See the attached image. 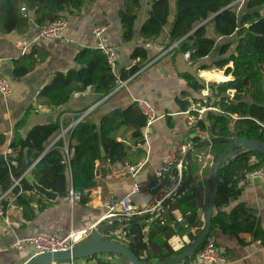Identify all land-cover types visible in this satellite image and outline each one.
<instances>
[{"label": "trees", "instance_id": "obj_1", "mask_svg": "<svg viewBox=\"0 0 264 264\" xmlns=\"http://www.w3.org/2000/svg\"><path fill=\"white\" fill-rule=\"evenodd\" d=\"M97 0H0V34H27L33 23L44 29L67 16L80 14L87 4ZM239 0H175V16L171 23V5L169 0H152L149 16L140 28V38L152 41L160 37L163 29L169 27L168 43L164 51L170 50L176 54L190 53L192 66L203 60L217 56L211 64H202L198 70L211 71L213 68L225 70V76L233 79L225 85L206 83L198 77V73L184 72L180 76L188 87L200 94L208 88L210 97L206 107L213 108L205 112L202 129L210 133L211 138L240 137L264 143V0H244L241 6ZM26 8V12L22 8ZM140 11V0H125L124 7L119 12L123 29L122 37L125 43L132 42L135 35V24ZM171 23V25H170ZM211 28L218 38H237L235 51L231 52L233 42L219 44L217 39L208 37ZM24 54L15 62L14 74L21 78L32 72L41 61L40 52L35 50ZM132 60L139 63L131 69V74L114 72L107 57L99 49L86 47L81 49L74 62L76 68L67 72H55L50 76L49 83L38 93L36 102L25 112L24 117L16 125V135L11 142L12 149L21 151L16 160L21 161L24 156L28 159V168L34 179L45 189L51 190L60 198H69L70 191L80 194L81 204L89 202L90 191L98 186L97 169L106 165L123 163L128 159L129 146L135 147L146 144L145 129L147 119L141 113L137 103L127 108H115L105 113L99 122L91 120L90 116L83 118L65 138H59L51 147L46 144L53 136H58L64 123L57 120L45 125H37L25 135L24 129L29 114L35 106L55 109L66 105L78 93L93 90L99 102L110 96L119 86V80L126 81L149 61V54L144 46H138L131 55ZM174 59V57H173ZM232 65V66H230ZM233 91V96L229 91ZM184 98L188 93L182 94ZM198 102L197 99H192ZM182 108L187 110L190 103L182 101ZM121 139V141L119 140ZM6 138L0 136V146ZM199 141L194 140L193 144ZM228 143H219L210 147H202L191 156L192 180L188 189L171 203L161 219L152 224L149 242H145L144 225L139 222L131 223L126 229V241L123 242L141 262L156 259L158 263H168L176 258L180 252L172 250L165 243V251L150 253L157 231L159 235L169 240L172 235L182 231L189 233V238L195 240L191 233L197 229L199 236L204 223L200 219L199 192L193 187L199 180L200 166L197 151H208L214 156V163L228 148ZM12 163L13 158H8ZM264 166V154L250 151L227 160L218 171L212 231L218 230L224 235H233L240 239L243 233H250L264 244V234L261 235L259 220L254 211L245 204L236 206L226 212L224 208L241 194L240 180L246 172ZM213 169H210L207 186L209 188ZM13 170V169H12ZM13 173V172H12ZM186 176V173H185ZM15 180L22 176L15 172ZM8 171H3L0 178V196L12 190L15 205L31 207V203L42 200L39 194L35 198L22 196L20 190L34 191L26 178L21 179L14 187L15 180ZM22 186V188H21ZM191 187V188H190ZM209 196V195H208ZM208 198V197H207ZM207 202V201H206ZM203 209L206 210V203ZM4 209L8 203L4 202ZM46 207L40 206V209ZM174 212H180L182 223L174 218ZM27 222L32 221V210L23 212ZM114 223L109 228L118 227ZM156 228V229H153ZM109 229V233H110ZM209 237H212L210 234ZM109 240V239H108ZM203 245L195 252L192 259L197 257ZM145 253L148 256H144ZM226 255V254H225ZM224 255V256H225ZM93 256L92 258H96ZM186 258L183 264H186ZM179 264V263H175Z\"/></svg>", "mask_w": 264, "mask_h": 264}, {"label": "crops", "instance_id": "obj_2", "mask_svg": "<svg viewBox=\"0 0 264 264\" xmlns=\"http://www.w3.org/2000/svg\"><path fill=\"white\" fill-rule=\"evenodd\" d=\"M124 1L97 0L95 3L87 4L80 14L67 16L68 27L63 32L62 37L58 39H43L36 44H30L31 38L40 30L33 23V17L30 31L27 34L21 35L15 32L7 35L0 34L2 68L12 85V95L8 99L0 95V136L6 138L4 145L0 146V178L4 170L10 172L12 179H14L15 172L22 176L20 170L23 165L28 168L27 157L24 156L21 161L16 160L21 151L10 147L17 133L16 125L22 120L26 110L36 102L39 91L49 83L50 76L58 71L67 72L76 68L74 59L77 53L86 47L93 48L92 30L96 25L107 27L104 39L105 43L117 52L118 72L131 74V69L139 63V60H132L131 58L133 51L138 46H144L147 49L150 58L149 63L134 75H130L126 81L119 80V86L116 90L99 102L94 103L97 100V95L93 90H88L75 94L66 105L59 108L50 109L35 106V110L29 114L26 126L20 133L25 135L34 126L60 120L61 123H64V126L61 133L58 136H53L46 144L49 148L61 138L63 132L64 135H67L69 128L75 123L78 124L86 116H90L91 120L97 123L110 110L127 108L140 99L150 102L156 111V121L148 130H145L146 144L138 147L128 144L130 152L128 159L123 163L104 167H100L98 164V175L96 174L98 186L90 191L87 204L84 205L78 202L72 206L69 198L57 197L56 200L52 201L41 196L40 203H31V207L20 204L15 205L16 202L6 207L4 215H0V264H26L30 261L35 256L33 248L26 247L24 250H18L11 246L15 240L38 231L57 236H62L70 231L80 235L87 232L89 237L92 231L101 224L112 226L117 222L119 225L116 229L109 228L110 233L108 229L107 239L115 240L124 246L126 229L129 228L128 225L131 223H128L122 217L111 220V222L105 219L108 206L129 195L135 182L154 183L157 179V172L168 156L170 149L175 144L190 142L187 114L190 106L187 110H184L181 102L187 101L190 103L192 99L202 102L206 98L203 93L204 90L200 94L195 93L188 87L180 74L194 72L198 70L200 65L205 63L211 64L217 56L209 57L198 65L192 66L190 61L182 54H176L170 50L163 52L164 45L168 43L170 26L163 29L159 38L144 42L140 38V28L149 16L152 0H140L135 35L132 42L125 43L119 17V12L124 7ZM169 1L172 23L175 16V0ZM208 37L217 39L220 41L219 44L234 41V37L218 38L211 28H208ZM33 46H36L35 50L40 52L41 61L37 60L38 62L32 72L17 78L14 74L15 62L24 54L30 53ZM211 71L198 70V77L206 83H211L210 80H207L210 76L216 79L218 75H221ZM205 90H208V88ZM183 93H188L190 96L184 98ZM208 93L210 97L209 90ZM119 140L121 141V139ZM196 155L201 170L199 171V180L195 181L193 187L197 188L199 192V204L201 206L199 216L204 223L203 217L206 210L203 209V205L209 197L207 179L210 175L209 170L214 167L215 163L214 156L206 150L197 151ZM8 158H13L12 163L9 162ZM139 162H145V166L136 177H132L124 166L126 164L135 165ZM19 180H15V184ZM240 189L241 194L239 197L231 201L224 210L230 212L236 206L245 204L254 211L255 217L259 220L260 233L261 235L264 234V178L252 180ZM19 193L22 196L33 198L37 194L35 191H24L23 189ZM131 198L135 210L140 213L134 217L150 215L149 219L139 222L145 226V242L148 243L152 224L155 220L161 219L167 208L154 210V195L150 193L132 194ZM13 199V196L9 195V200L12 201ZM44 205L46 207L40 209V206ZM29 210L34 212L35 218L27 222L24 219L23 212ZM179 214L180 212H174L173 214L176 221ZM156 232L155 230V239L149 249L152 254L165 251V243L172 250L182 253L189 248L188 241L193 242L196 240H191L188 236L189 233L186 231L172 235L169 240ZM196 232L197 229L191 231L195 238L198 236ZM211 235L223 250L224 255L226 254V263L224 264H264V244L259 238L256 239L254 235L243 233L239 236L245 242V245H241L239 239L235 236L224 235L218 230L211 231ZM183 244L184 247H182ZM178 248L180 249L176 250ZM144 256L146 257L148 254L145 253ZM184 260L179 264H183ZM75 262L76 264H131L126 258L118 254H101L97 255L96 258L91 257ZM145 263L160 264L156 259ZM186 264L210 263L201 261L197 257L195 259L191 257Z\"/></svg>", "mask_w": 264, "mask_h": 264}, {"label": "built area", "instance_id": "obj_3", "mask_svg": "<svg viewBox=\"0 0 264 264\" xmlns=\"http://www.w3.org/2000/svg\"><path fill=\"white\" fill-rule=\"evenodd\" d=\"M238 3L242 6L244 0H239ZM23 12H26V8H22ZM68 27V21L66 19H60L47 28L40 29L30 41V44H36L43 39H58L62 37L63 32ZM107 32V27L104 25H96L92 30V36L94 39L93 48L99 49L107 57L108 63L112 70H117V52L116 50L105 43L104 36ZM185 58L190 59V53H186ZM122 83V82H121ZM205 100L202 102H194L190 100V108L188 114V125L190 127V142L185 144H175L169 151L168 156L163 161L161 168L157 172V179L152 184H143L135 182L131 188V193L119 201L113 202L108 206V213L105 219L115 220L118 217L124 218L125 221L131 219L134 216L139 215L135 210L132 202V194L136 193H150L154 195V210L163 209V205L166 201L172 198L176 192L181 188L184 180L187 167L186 155L190 148L194 145L193 141H207L210 140V133L201 127V123L205 120V112L208 110H214L213 108L206 107L207 98L209 97L208 90H204ZM0 95L1 97L8 99L12 95V85L10 80L6 77L2 68V60L0 59ZM139 110L147 119L148 130L151 125L156 121V111L154 106L146 100L136 101ZM43 107V106H41ZM72 125L68 133L76 126ZM67 133V134H68ZM145 133V132H144ZM66 135L61 136L65 138ZM146 137V133H145ZM147 138V137H146ZM145 162H139L135 165L126 164L125 170L132 177H136L144 168ZM31 171V170H30ZM22 177L21 179H23ZM264 178V166L259 167L256 170L246 172L244 177L239 182V187H242L246 183ZM21 179L14 185H19ZM20 194V193H19ZM9 195L13 196V200H9ZM17 196H14L12 190L3 193L0 196V215H4V202L8 203V206L14 204ZM81 196L79 193L70 191L69 202L73 206L80 202ZM178 222L182 223L181 216L176 218ZM84 235H80L73 231L68 232L62 236L50 235L44 231H38L31 235L19 238L14 241L11 247L24 250L26 247H31L35 251V256L43 253H54L59 251H66L80 243L84 239L88 238V233L83 232ZM197 259L208 262L210 264H224L226 258L223 250L218 246L217 241L213 237H208L203 244V248L197 254ZM52 264H76L75 261L54 262Z\"/></svg>", "mask_w": 264, "mask_h": 264}, {"label": "water", "instance_id": "obj_4", "mask_svg": "<svg viewBox=\"0 0 264 264\" xmlns=\"http://www.w3.org/2000/svg\"><path fill=\"white\" fill-rule=\"evenodd\" d=\"M231 80L232 79L230 77L218 75L215 80H212L210 82H214L219 85H225ZM229 93L233 94L234 92L231 90L229 91ZM219 143H228L229 146L224 151V153L218 158L214 165L210 181L209 197L207 200L206 212L203 217V221L205 223L203 230L201 234L196 237L195 241H188V243L190 244L189 248L180 253L176 258L164 264H175L183 261L186 258H191L195 254V252L205 243L206 239L210 236L212 231V218L214 213V200L216 195L217 176L221 165H223L227 160L235 158L246 152L255 151L264 154V143L240 137H234L230 139L211 138L210 140L202 141L193 145L186 155L187 167L185 180L181 188L176 192V194L164 203L163 208H167L176 198L183 194L190 185L192 180V154L199 148L210 147ZM20 173L22 174V177L26 178L30 182L31 186L37 194L47 198L48 200L54 201L57 199L58 195L53 191L47 190L43 186H41L34 179L33 175L30 172V169L26 168L25 165H23V168L20 170ZM179 216H181V214H179ZM149 218L150 215L138 216L127 220V222H142ZM109 227L110 225L103 223L98 228L94 229L92 231V234H90L88 238L76 244L71 249L54 253H43L34 256L26 264H52L54 262L78 261L101 254H118L126 258L131 264H149L141 262L128 248L117 243L115 240H108L107 237ZM182 247H184V244ZM179 249L180 248L176 250Z\"/></svg>", "mask_w": 264, "mask_h": 264}, {"label": "rangeland", "instance_id": "obj_5", "mask_svg": "<svg viewBox=\"0 0 264 264\" xmlns=\"http://www.w3.org/2000/svg\"><path fill=\"white\" fill-rule=\"evenodd\" d=\"M237 42H238L237 38L234 39L233 48L231 49L230 53L235 51V47H236ZM211 72L218 73V74H221V75H225V70H219L217 68H213V70ZM230 95L233 96V94H230Z\"/></svg>", "mask_w": 264, "mask_h": 264}, {"label": "bare ground", "instance_id": "obj_6", "mask_svg": "<svg viewBox=\"0 0 264 264\" xmlns=\"http://www.w3.org/2000/svg\"><path fill=\"white\" fill-rule=\"evenodd\" d=\"M204 73V72H203ZM202 76H204V75H202ZM207 77V76H206ZM207 80H210V81H212V80H215V78L214 77H212V76H210Z\"/></svg>", "mask_w": 264, "mask_h": 264}]
</instances>
